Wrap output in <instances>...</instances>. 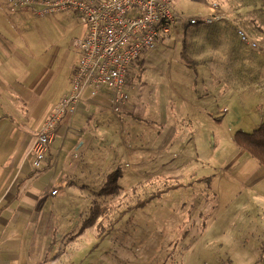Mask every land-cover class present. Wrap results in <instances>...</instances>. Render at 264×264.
<instances>
[{
	"label": "rangeland",
	"instance_id": "1",
	"mask_svg": "<svg viewBox=\"0 0 264 264\" xmlns=\"http://www.w3.org/2000/svg\"><path fill=\"white\" fill-rule=\"evenodd\" d=\"M8 1L0 0L9 17L7 25L0 20V32L9 40V53L0 48V68L10 63L12 78L20 68L32 71L31 82H36L32 90L52 68L60 74L57 87L62 83L68 87L85 32L79 16L65 12L40 18L12 10ZM214 2L224 11H241V26L255 39L250 21L256 15L264 20V0H172L174 10L186 15L210 12ZM252 4L260 5L258 14L250 10ZM205 32L210 30L178 26L143 53L129 72L131 107L119 114L104 110L109 107L104 95L91 97L89 90L85 92L73 125L87 135L66 131L62 123L52 151L59 154L62 145V155L48 168L47 158L41 167L47 170L24 181L38 193L30 202L21 197L7 208L15 217L21 210L31 214L30 227L22 224L15 238L7 240L14 264H264V165L250 154L241 157L234 143L237 132L252 133L264 123V92L261 98L246 95L262 84L264 51L241 42L234 26L214 29L213 45L223 48L227 58L215 73L202 70L199 39ZM184 40L192 66L179 58ZM228 46L238 52H230ZM21 47L37 60L20 61ZM14 81L13 86L20 85ZM19 104L15 114L22 113L23 123L14 127L21 125L30 143L52 109H42L44 103L35 108V101L31 107ZM0 106L7 114V107ZM9 113L12 118L13 111ZM170 128L178 132L181 151H190V138L200 140L205 168L157 152ZM6 143L7 139L0 140L2 148ZM33 161L32 155L23 158L11 175L4 167L0 183L26 178L33 172ZM170 166L183 172L169 180ZM114 172L120 178L110 183ZM116 186L121 187L118 193ZM107 205L115 210H110L102 230L97 224L82 230L93 209Z\"/></svg>",
	"mask_w": 264,
	"mask_h": 264
},
{
	"label": "built area",
	"instance_id": "2",
	"mask_svg": "<svg viewBox=\"0 0 264 264\" xmlns=\"http://www.w3.org/2000/svg\"><path fill=\"white\" fill-rule=\"evenodd\" d=\"M8 4L12 10L30 11L40 18L72 12L85 28L78 42L80 59L70 91L57 103L32 143L33 166L38 169L47 160L56 129L65 117H69V131L86 136L84 128L73 125V118L87 90L91 97L102 94L107 98V112L120 113L130 99L128 78L132 65L174 28L231 24L241 42L260 47L242 28L241 11H224L216 2L211 4L210 12L192 15L177 13L172 0H9Z\"/></svg>",
	"mask_w": 264,
	"mask_h": 264
},
{
	"label": "crops",
	"instance_id": "3",
	"mask_svg": "<svg viewBox=\"0 0 264 264\" xmlns=\"http://www.w3.org/2000/svg\"><path fill=\"white\" fill-rule=\"evenodd\" d=\"M237 1L244 2V1H256V0H237ZM250 10L258 14L259 11H261V7L259 4H257L256 6L252 4L250 6ZM8 19L9 17H7L5 12H2V9L0 6V20H2L1 23H5L6 25L9 24ZM250 23L252 25L251 27L257 32V33H253L256 36L254 38L256 39V41L260 43L259 44L260 47L255 48V49L264 51V26H263L264 20L260 16L256 15V17L253 16ZM231 26L233 25L225 24V23L219 24L215 26L214 28L209 27V26H200L199 28L200 30L201 29L210 30V32H205V36L203 38L199 39L201 43V53L199 55V59L201 60V63H199L198 67H200L202 70L208 69L214 73L220 70L219 67L223 64L220 62L227 58V53L223 48H218L213 45L210 34L214 29L228 28ZM168 39L169 38H167V41H170ZM7 43L9 44V40L5 39L0 32V48L5 53H9ZM211 47L213 48L211 49ZM228 49L232 53L238 52V49L232 50V48H230L229 46H228ZM19 51L20 52L18 53V58L20 59V61L37 60L34 57L32 58L29 57L28 52H27L28 50H25L24 48L21 47V50ZM12 52H14V50H12ZM14 54H16V52ZM24 55H27L28 57H25ZM10 57L8 59H10ZM1 59H3L2 54H0V60ZM140 60L141 58L138 61L140 62ZM77 64L76 66H74L73 73L77 67ZM1 66L2 68H0V104L7 107L8 112H6L7 114L0 112V140L6 141L7 139L6 147L2 148L5 144L4 145L0 144V148H2V151H0V172L2 171L4 167H6L5 172L10 171V175H11V173L14 172L17 167L18 165L17 163H21V160L23 158H26L28 155H32L31 146L35 139V135L37 133L35 132L34 133L35 135L34 134H33L34 136L32 135L31 141L29 143L28 139L25 138L26 133L24 131H20L21 125L19 126V128L14 127L17 122L21 124L23 123L22 118H21V116L23 117L22 113L18 115L15 114V111L17 110L16 109L17 106L19 107L20 105L19 103L21 102L27 103V106H28L29 102L31 103L32 101L31 105H29L31 107L33 105V102L35 101L36 104L34 107L36 108V107H39V105L41 107V103L42 104L44 103L42 106V109L43 108L52 109L51 111V115H52V113L54 112L57 106V103H59L60 100L70 91L72 78L70 79L69 77L68 87L64 88L63 83L62 85L57 87L58 77H59L58 75L60 74L59 72H55L52 68H49L46 70L43 77H41L37 81V85L34 88V90H32L31 88L36 83V82L35 83L31 82L34 78L33 77L34 74L32 71H29L28 69L20 68V72L17 74L16 78H12L11 77V73H12L11 64L7 63V66L5 67L1 64ZM14 79H16L18 83H20L19 86L17 87L13 86V83L16 84L15 81L13 82ZM261 81H262V84L260 85L257 84V86L251 87L250 89H248L246 91V95L251 96L253 98L255 94H259L258 97L261 98L262 97L261 95L264 92V89H263L264 77H263V80ZM130 101L131 99H129V101L125 105H123L122 108L124 109V108L131 107ZM103 107L104 106L100 108H103ZM0 109H1V106H0ZM102 110L103 109H101V111ZM104 110H107V108H105ZM9 111L10 112L13 111L15 115V116L13 115L14 117L12 116L13 119L11 118V114L9 113ZM93 120H94L93 118L90 119V121H93ZM192 121L195 122L196 121L195 118H193ZM67 122H69V119L68 121L63 120L62 122L64 123V128L66 131L68 130ZM62 123L56 129L57 133L58 131L61 132L59 128H61ZM87 123L88 125L90 124L89 122ZM200 129L201 128L199 126V130ZM86 135H87V131H86ZM98 136L99 134H97L94 138H97ZM178 138L180 139L177 131H174L172 128L167 129V133L165 136V139H166L165 145L159 146L157 149L158 150L157 152L163 153L166 157H169V159L182 157L188 161H192V163H196L199 167L205 168L207 163L203 162L202 160L203 155H202V145L200 143V140L195 139V137L190 138L192 140L189 146L191 147V149L188 152H184V151H181V148L178 147L177 145ZM55 140L52 142L53 144L50 147V150H49L50 154L53 153L52 151H54L55 153V150L53 148ZM64 140L65 138H63V141ZM183 142L185 146H187L185 138L183 139ZM27 143H28V146H25ZM63 143H64L63 146L65 147L66 141H64ZM61 147L62 145L58 148L59 154L56 153L52 155L53 159H55V157L57 159V157L62 155V152H61L62 150H60ZM239 155H241V157H244V155H247V153H241L239 151ZM5 157L7 158L3 160V158ZM166 171H169L166 176V178L169 180L175 179L172 177H175L177 174L179 175L180 173L183 172L179 168H175V166H170L169 169L166 168ZM157 177L158 176H155L153 178H157ZM19 180L21 183L23 179H18L15 183H0V264H14L15 263V261L12 260V258L8 254V252L12 250L13 247L9 245L7 240L10 237H14V233L16 231L21 230L22 224L26 225L27 228L30 227L31 225V214L30 213L21 210V211H18L19 215L15 217L14 212L7 211V208L10 207L15 202V200H17L18 198L22 197L24 201L30 202L32 201V199H34L32 195H35L38 193L37 190L33 188L32 186L30 187L28 183H27L28 184L27 186L24 185V182L21 184L17 183ZM199 180L200 181L205 180V178L203 177V178H200ZM14 190L16 193L14 192ZM25 217L28 218V221L25 220Z\"/></svg>",
	"mask_w": 264,
	"mask_h": 264
},
{
	"label": "trees",
	"instance_id": "4",
	"mask_svg": "<svg viewBox=\"0 0 264 264\" xmlns=\"http://www.w3.org/2000/svg\"><path fill=\"white\" fill-rule=\"evenodd\" d=\"M209 27H213V26H209ZM183 28L185 30H188L191 27H183ZM193 28L199 29L200 26H195ZM188 56H189V54H188V43L186 40H184L182 43V49H181L179 58L188 66L194 65L192 59ZM234 143L237 145V147L239 148V151L241 153L250 154L252 157H254L258 161H260V164L264 165V123L261 126H259L256 130H254L252 133H244L242 131L237 132L234 136ZM47 156H48L47 158L49 160V162L47 163V165H48L47 168H48L52 165V162H53L52 157L53 156H52V154H50V152H49V155H47ZM47 168H39V169L34 168L33 172L30 173V175H28V177L23 179L21 181V183H23L27 179H32L34 177H36V178L40 177L45 172V170H47ZM119 178H120V175L118 172H114V173L110 174V176H109L110 183H112V182L117 183V181H118L117 179H119ZM120 189H121V187H117V186L115 188L117 193ZM153 198L154 197L152 196L149 199H146L145 201L142 202V204L146 205L147 203L152 201ZM111 209H114V207L112 205L103 206L101 208L100 207L94 208L93 209V215H92L91 219L85 223L82 230H84L85 228H87L89 226H94L95 224H97V228L99 230H102L104 223L108 220L107 217L109 218L111 215V212H112V211H110ZM98 220H101V221L98 222ZM103 238H105V235L102 236V239ZM230 264H232V263L230 262Z\"/></svg>",
	"mask_w": 264,
	"mask_h": 264
}]
</instances>
